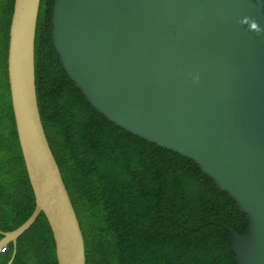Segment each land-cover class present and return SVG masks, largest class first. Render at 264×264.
Returning <instances> with one entry per match:
<instances>
[{
	"label": "water",
	"instance_id": "water-1",
	"mask_svg": "<svg viewBox=\"0 0 264 264\" xmlns=\"http://www.w3.org/2000/svg\"><path fill=\"white\" fill-rule=\"evenodd\" d=\"M40 0H14L7 77L35 207L57 264H85L83 236L38 112L34 41ZM264 0H53L51 43L87 103L119 128L188 158L246 215L228 226L236 264H264Z\"/></svg>",
	"mask_w": 264,
	"mask_h": 264
},
{
	"label": "trees",
	"instance_id": "trees-1",
	"mask_svg": "<svg viewBox=\"0 0 264 264\" xmlns=\"http://www.w3.org/2000/svg\"><path fill=\"white\" fill-rule=\"evenodd\" d=\"M52 2L39 1L35 91L83 236L85 264H236L224 226L243 234L246 215L191 160L119 128L87 103L52 47ZM13 6L14 0H0L1 233L22 225L35 207L7 77ZM13 249L5 246L0 264L8 263ZM11 264H57L43 213L17 238Z\"/></svg>",
	"mask_w": 264,
	"mask_h": 264
},
{
	"label": "clouds",
	"instance_id": "clouds-1",
	"mask_svg": "<svg viewBox=\"0 0 264 264\" xmlns=\"http://www.w3.org/2000/svg\"><path fill=\"white\" fill-rule=\"evenodd\" d=\"M241 23L246 25L249 31L256 33L264 32V28H261L259 23L254 18L244 17L241 19Z\"/></svg>",
	"mask_w": 264,
	"mask_h": 264
},
{
	"label": "built area",
	"instance_id": "built-area-1",
	"mask_svg": "<svg viewBox=\"0 0 264 264\" xmlns=\"http://www.w3.org/2000/svg\"><path fill=\"white\" fill-rule=\"evenodd\" d=\"M4 251V248L0 250V253H2Z\"/></svg>",
	"mask_w": 264,
	"mask_h": 264
},
{
	"label": "bare ground",
	"instance_id": "bare-ground-1",
	"mask_svg": "<svg viewBox=\"0 0 264 264\" xmlns=\"http://www.w3.org/2000/svg\"><path fill=\"white\" fill-rule=\"evenodd\" d=\"M37 28V27H36Z\"/></svg>",
	"mask_w": 264,
	"mask_h": 264
},
{
	"label": "flooded vegetation",
	"instance_id": "flooded-vegetation-1",
	"mask_svg": "<svg viewBox=\"0 0 264 264\" xmlns=\"http://www.w3.org/2000/svg\"><path fill=\"white\" fill-rule=\"evenodd\" d=\"M10 244V243H9Z\"/></svg>",
	"mask_w": 264,
	"mask_h": 264
}]
</instances>
